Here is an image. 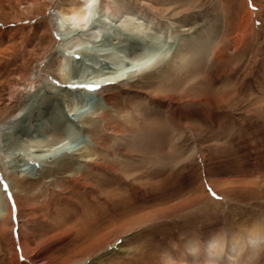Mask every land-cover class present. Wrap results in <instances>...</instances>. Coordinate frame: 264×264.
I'll return each mask as SVG.
<instances>
[{"label":"rangeland","instance_id":"rangeland-1","mask_svg":"<svg viewBox=\"0 0 264 264\" xmlns=\"http://www.w3.org/2000/svg\"><path fill=\"white\" fill-rule=\"evenodd\" d=\"M80 1L0 0V190L21 178L28 213L7 232L0 220V264H211L209 241L264 224V0H96L99 42L60 68ZM194 40L202 52L171 57ZM116 77L129 83L108 114L129 148L80 164L88 127L108 120L95 84ZM162 118L163 140L148 130ZM51 130L61 150L34 152ZM50 158L58 172L35 180Z\"/></svg>","mask_w":264,"mask_h":264},{"label":"bare ground","instance_id":"bare-ground-1","mask_svg":"<svg viewBox=\"0 0 264 264\" xmlns=\"http://www.w3.org/2000/svg\"><path fill=\"white\" fill-rule=\"evenodd\" d=\"M94 2H96V0H81L80 1V9H75L74 8L75 10L73 11L72 15L69 16V19L72 20L80 28V30H79V33H76V34H78V37L71 44L65 46L64 49L62 50V55L60 56L61 57L60 68H63L65 65H67V62L71 61L70 58L74 57L77 53H79V52L80 53H84L85 50L83 49V47H81L83 44L92 45V44H95V43L99 42V40L101 38V34H102L101 29L97 28L98 26L91 27V25L89 24L90 23V17H92V15L94 13V9H95ZM61 6H62V4H61ZM104 6H105L106 11L109 12L110 9H111V5L109 3H105ZM60 13L62 15H64V16H66V14L62 13L61 11H60ZM123 24L126 26L127 29L130 28L131 25H134L131 22V20H124ZM178 46H176V48H175L176 50L171 55V57L174 54H177V55L179 54V55H182V60H184V59H186L187 56L189 57V55H197L199 52H202V50L205 49L206 43H204L202 41L194 40L193 42H189L188 41L187 44L179 46V48H178ZM84 48H85V46H84ZM203 57H205V56H203ZM165 59H166V57L163 58L160 62H153V63L150 62L149 63L150 65H148V67H146L145 70H150V69H152L154 67L163 65V63L166 62ZM166 64L168 65V63H166ZM146 76H147V74H146ZM159 77H163V75L162 74H158L157 78H159ZM62 78H63V81L64 80L69 81V79H67L65 76H62ZM129 78H133V76L130 75ZM166 79H168V78L167 77L166 78H162L163 81H165ZM126 80H123V78H117V77L116 78H107V80L100 79L95 84V86H100L99 89L96 90V93H95L96 96L100 97L101 99H103L104 103H105V105L100 108L101 113H102V115L105 114V117H107L108 120L107 119H102L105 122L102 126H100V124L98 126L96 124H94L91 128L88 127V129H87L88 133H86V132L85 133H86V135L88 134V137L92 140L94 147H92L89 150L88 153L86 152L85 154L80 155L81 156V158H80L81 160L78 163L81 164V162H83V163H85L87 165L93 163V164L97 165V162L104 161V159H105L104 155H107V154L113 155L112 153H114L116 156L120 157L119 155H122V154H120L121 153L120 151L122 150V148H124V146H126V149L129 148L128 147L129 144L123 145L120 142V139L116 138L118 135H122V137H123V134L126 131L122 132V130L120 129V127L118 125L119 122L116 123L115 119L112 118L111 115L108 114L109 113L108 112L109 108H112V110L114 109V112L116 114H118V115H120V113H122L121 111L119 112V110L117 111L115 109L114 105L111 104V101H115L116 96H117L116 94L119 93V91L121 89H123V87L125 86V83H129ZM212 82H213V80H212ZM150 85L153 86L152 83ZM132 86L134 87V85H132ZM208 87H210V84L208 85ZM108 89H111V90L114 89L116 91V93L115 92L114 93H110L111 91L108 92L109 91ZM71 104H73V103H71ZM69 105H70V103H69ZM69 105H68V107L70 109ZM75 106H77V105H75ZM70 110H72V109H70ZM148 115H149V113H148ZM165 116L167 117V115H165ZM119 117H121V116H119ZM156 119H157V117H156ZM98 121H100V120H98ZM114 122L116 124H114ZM152 124H153V122H152ZM156 125L152 126L151 128L149 126V128H148L149 132H151V134H152V131H155V130L158 131L157 130V129H159L158 126H160V128L162 130H164V132L162 133V136H160V138H161V140L165 139L167 137L168 128H169L167 123H165L163 118H162V121L161 120H159V121L157 120ZM83 127H85V126H83ZM49 132H50V137L52 138L51 141L47 139L46 141H44L45 145H43V146H41L42 144L41 145H37V146L36 145L32 146L34 148H37L34 152L43 154V153H46L47 151H52V149L55 150V151L59 150V149L61 150V147L60 148L56 147L58 145V143H60L59 141L57 142L58 139H57L56 134L54 133L53 130H51ZM67 135H69V134H67ZM146 135H148V137H145ZM154 137H155L154 135L152 136L150 134H144L140 138V140L143 141V139H147V140L154 141V140L157 139V138L155 139ZM136 138L139 140L138 134H137ZM44 147L45 148L49 147V149L45 150ZM50 160H51L49 162L50 166L49 165L45 166V165L40 164V166L35 169L36 170V174L35 175L37 176V178H35V180H38L40 178H44L47 175H54V174H56V172H58L57 168L55 167L56 165H53V163H56L57 161L55 162V160H52V158H50ZM59 168H61V166ZM19 171L22 172L21 170H19ZM1 174H2V167L0 165V177H1ZM21 185H22L21 178H17V176L16 177L14 176V180H12L11 183H10V187H9L10 188V192H7V194H5V193H2L1 190H0V220H1L3 228H4V232H7V230H12L13 224H15L16 211L19 210L20 214H22V215L24 214L26 217H28V213H27V209H26V200H25V196L26 195L22 196V194H23L22 190L23 189H21L22 188ZM233 233L234 232H231V235H229V238L226 239V240L219 239V238H216V239L214 238V239H212L211 241L208 242V248L207 249H208V254H209V256L212 259L211 264H218L217 260L219 258H224L225 255H227V256H229L231 258H235L237 260V262H236L237 264H241V262L244 261L245 258H248V262H247V260L245 261L248 264H249V260L252 261V264H253V261L258 260L259 254H260V252L262 253V250L264 248L263 245H261L259 243V242H261L264 239V224L259 222V221L255 222L250 227V229L247 230L248 235L244 239H240L242 236H238V235H236V233L235 234H233ZM16 240H15L16 242H22V244L24 245L25 249L28 248V246L21 239L20 235H18ZM10 241L12 242V246H13L12 250L14 252H16V248H15V246L13 244L14 241H13L12 235H11ZM188 246H189V249L192 252H196L198 250L197 249L198 248V244L196 243L195 240L189 241V245ZM114 247L115 246H111L108 249V251L113 249ZM224 250L227 251V252L224 253ZM102 255H104V254H101L100 257ZM88 262H89V260H86L82 264H87ZM243 264H244V262H243Z\"/></svg>","mask_w":264,"mask_h":264}]
</instances>
